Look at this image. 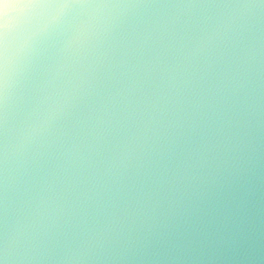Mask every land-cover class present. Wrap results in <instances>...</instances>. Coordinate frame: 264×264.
I'll use <instances>...</instances> for the list:
<instances>
[{
	"label": "clouds",
	"instance_id": "9594fccd",
	"mask_svg": "<svg viewBox=\"0 0 264 264\" xmlns=\"http://www.w3.org/2000/svg\"><path fill=\"white\" fill-rule=\"evenodd\" d=\"M0 264H264V0H0Z\"/></svg>",
	"mask_w": 264,
	"mask_h": 264
}]
</instances>
